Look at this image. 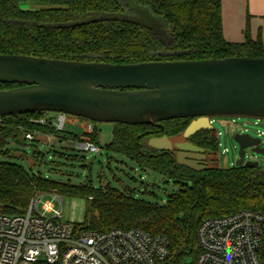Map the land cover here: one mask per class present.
I'll use <instances>...</instances> for the list:
<instances>
[{
    "label": "trees",
    "instance_id": "obj_1",
    "mask_svg": "<svg viewBox=\"0 0 264 264\" xmlns=\"http://www.w3.org/2000/svg\"><path fill=\"white\" fill-rule=\"evenodd\" d=\"M0 54L122 65L264 58V45L260 36L251 38L248 27L244 42L225 40L221 0H0ZM19 86L0 83V90ZM46 114L1 117L0 158L6 157L8 146L18 143L28 131L52 136L60 146L84 140L99 145L96 131L81 137L58 131ZM40 118L48 120L45 124L31 122ZM190 120H171L161 123L162 127L114 124L107 147L111 153L178 186L163 203L137 199L131 190L122 192L109 185L95 190L88 183L48 180L41 173L0 160V214H24L38 191L84 198L86 222L78 229H141L168 240L166 264H195L197 230L204 220L243 210H264V169L209 166L195 172L177 164L175 155L148 146L153 138L181 136ZM190 140L211 157L219 153V141L213 134L199 133ZM61 149L54 152L58 158L84 159L67 154L74 148ZM38 155L45 159V155Z\"/></svg>",
    "mask_w": 264,
    "mask_h": 264
},
{
    "label": "water",
    "instance_id": "obj_2",
    "mask_svg": "<svg viewBox=\"0 0 264 264\" xmlns=\"http://www.w3.org/2000/svg\"><path fill=\"white\" fill-rule=\"evenodd\" d=\"M0 83L20 85L0 90V117L55 112L130 126L192 119L184 139L211 129L212 117L264 119V58L120 65L0 54ZM234 140L239 146L236 167H259L258 162H245V154L252 148L264 156L261 140L248 134H237ZM148 146L158 152L177 148V164L207 170L197 167L198 158L205 159L204 150L190 143L173 144L163 136ZM184 156L189 157L186 163Z\"/></svg>",
    "mask_w": 264,
    "mask_h": 264
},
{
    "label": "built area",
    "instance_id": "obj_3",
    "mask_svg": "<svg viewBox=\"0 0 264 264\" xmlns=\"http://www.w3.org/2000/svg\"><path fill=\"white\" fill-rule=\"evenodd\" d=\"M47 120L31 122L45 124ZM64 121L61 115L58 123L53 122L58 131L63 130ZM262 122L256 118L254 125ZM257 133L259 138L264 136ZM36 134L25 132L24 139L33 142ZM43 136L49 142L54 139ZM73 148L89 155L101 153L100 146L88 140L73 143ZM41 198L33 199L24 214H0V264H166L169 259V243L163 236L135 228L83 231L59 222L61 211L51 201L43 203L40 214ZM47 214L55 216L48 218ZM197 242L195 264H264V210L206 219L197 230Z\"/></svg>",
    "mask_w": 264,
    "mask_h": 264
},
{
    "label": "rangeland",
    "instance_id": "obj_4",
    "mask_svg": "<svg viewBox=\"0 0 264 264\" xmlns=\"http://www.w3.org/2000/svg\"><path fill=\"white\" fill-rule=\"evenodd\" d=\"M60 116L61 114L55 112H47L46 114V117L53 119L54 123L59 122ZM64 116L63 130L67 133L81 137L85 133L93 134L96 131L101 148L100 154L89 155L75 149L74 152L68 151L67 154L84 157L83 161L58 158L54 152H61V147L63 146L70 149L73 148V142L64 143L60 146L57 140L52 139L49 142L48 138L36 132L35 141H27L24 136H21L18 143L8 146V155L1 157L0 160L19 164L30 173H41L48 180L71 185L88 183V186L95 190L109 185L122 192L131 190L132 195L137 199L157 201L159 203L165 202L169 195L178 190V186L172 180L164 179L151 171H144L129 159L122 155L111 153L107 149L113 139L114 124L94 123L71 115ZM210 120H212L211 124L216 131L220 144L219 153L211 158L215 163L210 161V166H215L222 170L236 167V162L239 158V146L235 142L234 137L238 133H245L252 138L261 140L260 147L264 149V136L259 138L257 133H264V119L258 126L254 125L256 118L212 117ZM232 120L236 121L237 124L231 125ZM169 139L172 143L184 142L182 135ZM50 149L52 150L51 152H49ZM225 149L228 152H225ZM38 153L45 155V159L42 160ZM247 161L258 162L259 168L264 169V156L252 152V148L246 149L245 162ZM37 196H42L38 203V212L40 214H43V203L51 201L55 210L61 211L62 219L59 222L70 224L76 228L84 226L86 222V199L59 196L52 191H38L33 199ZM45 216L54 218L55 215L47 214Z\"/></svg>",
    "mask_w": 264,
    "mask_h": 264
},
{
    "label": "crops",
    "instance_id": "obj_5",
    "mask_svg": "<svg viewBox=\"0 0 264 264\" xmlns=\"http://www.w3.org/2000/svg\"><path fill=\"white\" fill-rule=\"evenodd\" d=\"M223 35L227 42L242 43L245 31L259 36L264 45V0H221Z\"/></svg>",
    "mask_w": 264,
    "mask_h": 264
},
{
    "label": "flooded vegetation",
    "instance_id": "obj_6",
    "mask_svg": "<svg viewBox=\"0 0 264 264\" xmlns=\"http://www.w3.org/2000/svg\"><path fill=\"white\" fill-rule=\"evenodd\" d=\"M212 120H210V118H209V123L211 122ZM192 122V119L190 120V123ZM189 123V124H190ZM210 126H211V129H209V130H203V131H199L198 133H196L194 136H196L197 134H199V133H206V134H213L217 139H218V137H217V135H216V131L214 130V128H213V126H212V124L210 123ZM159 127H162V126H159ZM239 135H242V134H245V133H238ZM237 135V134H236ZM182 136H183V134H182ZM193 136V137H194ZM193 137H191V138H193ZM184 138V137H183ZM191 138H189V139H184V142H187V143H190V144H192L193 146H195V147H197V148H200V147H198L196 144H194V142L193 141H191L190 139ZM174 143H177V142H174ZM173 143V144H174ZM183 143V142H182ZM202 149V148H201ZM204 150V149H203ZM165 153H171V154H173V155H175V160H176V162H177V154L179 153V150L177 149V148H173L171 151H165ZM190 153V152H189ZM185 155H188V153H184ZM191 155H192V153H190ZM203 155L205 156V159H203V160H201V158L199 157L198 159V161H197V163H198V166L197 167H203V166H205V167H209L210 165H209V163H210V161L212 160L211 158V156L210 155H208V153L204 150V153H203ZM184 159L182 160V162H184V163H186V162H188L189 161V157H187V156H184L183 157ZM212 162V161H211Z\"/></svg>",
    "mask_w": 264,
    "mask_h": 264
}]
</instances>
